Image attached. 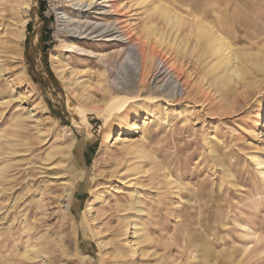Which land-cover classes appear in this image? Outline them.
<instances>
[{
    "label": "rangeland",
    "instance_id": "374dc122",
    "mask_svg": "<svg viewBox=\"0 0 264 264\" xmlns=\"http://www.w3.org/2000/svg\"><path fill=\"white\" fill-rule=\"evenodd\" d=\"M29 1L21 13L29 17L23 40L13 42L15 16L0 31V264H264L251 252L255 238L245 236L264 239V167L252 160L264 161V0L94 1L91 10L119 18L131 42L148 36L168 59L182 57L184 35L159 20L154 6L204 18L241 52L240 78L225 71V81L205 72L212 59L201 63L196 52L183 59L204 93L195 86L179 99L153 88L152 65L142 84L118 93L109 83L102 89L97 81L103 70L109 80L106 62L60 47L57 0ZM150 21L165 34L160 41L145 34ZM119 45L125 43L83 44L99 55ZM186 47L193 51L192 35ZM51 54L62 57L73 88L89 85V104L56 77ZM127 113L135 116L121 137L128 141L107 143ZM114 187L119 193L111 197ZM196 188L204 194L197 205L186 194ZM100 192L105 201L86 211ZM139 208L143 216L134 228Z\"/></svg>",
    "mask_w": 264,
    "mask_h": 264
},
{
    "label": "bare ground",
    "instance_id": "6f19581e",
    "mask_svg": "<svg viewBox=\"0 0 264 264\" xmlns=\"http://www.w3.org/2000/svg\"><path fill=\"white\" fill-rule=\"evenodd\" d=\"M94 1L95 0H57L53 3V9L62 10L60 13H58L59 30L57 32V37L60 39V47L63 49H68V52H77L85 57H97L101 60L102 64L106 62L107 70L109 72V80L104 78L105 70H103L97 81L98 85L102 89H106V85L109 83L112 92L118 93L119 91L124 90L127 86L135 84L136 81L142 84L150 68L154 66V69L151 71L152 73L149 75V81L153 83L154 89H161V95L170 98L173 96L177 97L178 99L180 97L184 98L187 95L189 96V90L195 86L198 87L196 89L199 92L204 93V90L201 88V86L197 84L198 79H191L192 74L187 71L185 68L186 64L183 61V59H193L194 56L198 55H195V52L200 54V56L196 57V59L200 61L202 60V57L205 60L208 58L212 59L211 62L209 60L210 63L208 62L209 64H207V69L205 72L211 73L210 75H213L216 80L218 79L225 81V71H231L233 76L238 79L240 78L241 72L239 69H237L236 65L238 62H240V59H242L241 52L239 53L234 51L230 42L227 40L225 41L223 39L224 36L222 37V35L217 32L213 26H210V24L206 23L204 18H195V15H192L190 12L185 14H188L187 16H181L176 12H171L163 6H154V9H158L159 20L160 17L163 18L167 25H171V30H173V32H176L179 35H184L181 36L179 41L180 43L182 42V45H184L181 47L183 52L182 57L179 55L174 57V59H168L159 53L157 49L151 44V42H149L147 39L149 38L148 36L137 37L136 41L131 42L132 33L124 32L121 23L122 21L119 20V18H107L103 16V13L105 12H95L94 10H91L93 9L92 4ZM29 3V0H0V31L3 29L1 26L5 25L8 17L15 16V21L18 24V28L15 33H13V37L15 38L13 42L16 45L19 44L20 40H23L25 35V29L29 17H22L21 13H27ZM111 7L113 10H115L118 5L116 3H112ZM189 16H191V18H189ZM164 22L162 21V23ZM165 23L164 26H166ZM152 25L153 23L150 21V24L146 26L147 33L145 34L148 35L151 33L157 37L156 40L160 41L165 34L159 33V30V32L155 31ZM191 35L194 42V47L193 51L189 52L188 47H186V43L190 41ZM7 41L10 42V39ZM86 41H91L94 43L98 41H109L115 44L118 42L125 43V46L122 47L123 45H119L117 50L104 55H99V53L96 51L83 46ZM17 52L21 61H23V52ZM120 55L121 57L124 55L123 59L120 62L115 61V59H120ZM51 59V67L56 77L66 84L71 96L77 99L83 106L85 104H89L90 101L88 102V96L85 94V92L90 88L89 85L85 82L80 86V88H73V83L68 82L67 76L65 77L63 74L64 65L62 64V57L59 54L56 56L52 55ZM110 59H114L112 64ZM205 60H202L201 63H203ZM118 64L120 65L118 69L113 67L114 65L117 67ZM113 69H115V71H112ZM94 103L95 102H91V104ZM84 110L85 109L82 108L80 110V114H83ZM45 115L47 119L51 118L48 113ZM134 118L135 116L132 113L125 114V116L120 120V128H117V130H115L112 135L107 136L105 141L109 143L113 140V143H117L119 140H122V143H126L128 138L121 137L123 135V131L128 132V129L133 126ZM263 130L264 125H262L260 128L259 133H261ZM136 149L137 150L135 152L138 155H145L143 150L138 149L137 147ZM78 153V147L75 146L73 151L74 157H78ZM252 157V160L257 166L260 168L264 167L262 166L264 164L262 159H259L258 156ZM260 175L262 178H264V169L260 170ZM118 193L119 189L116 187L108 191V194L111 197H116L115 194ZM186 194L189 199L188 201L194 200L196 205L204 197V194L200 188H196L194 190L186 189ZM72 195V184L70 186L66 185L63 199L64 212H68L71 207ZM106 197L107 195L104 192L96 194L94 198L88 202L86 211H92L95 204L105 201ZM138 212V215H136L133 220L134 228L138 226V223H140L141 217L143 216V210L139 208ZM140 229H142V227ZM134 232H137V230L135 229ZM245 236L255 238L256 244L258 245H254V249L251 250V252L254 251V255L258 256V260L261 259L264 262V244L260 245V242H262L264 239L255 233H249ZM97 245L99 248H102L104 243L98 241ZM28 251L30 250L25 249L26 253ZM204 255L208 256L210 253L205 249ZM250 255H246L244 257L246 261L252 260L251 257H253V255ZM38 256H41V254H38L37 257ZM244 258L241 262H244ZM173 261H176V258Z\"/></svg>",
    "mask_w": 264,
    "mask_h": 264
},
{
    "label": "trees",
    "instance_id": "16d2710c",
    "mask_svg": "<svg viewBox=\"0 0 264 264\" xmlns=\"http://www.w3.org/2000/svg\"><path fill=\"white\" fill-rule=\"evenodd\" d=\"M27 26V25H26Z\"/></svg>",
    "mask_w": 264,
    "mask_h": 264
}]
</instances>
